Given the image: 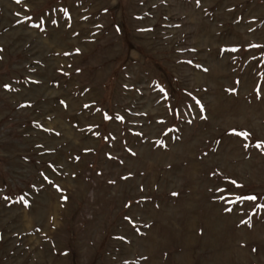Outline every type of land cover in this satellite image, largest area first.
Here are the masks:
<instances>
[{"label":"rangeland","instance_id":"1","mask_svg":"<svg viewBox=\"0 0 264 264\" xmlns=\"http://www.w3.org/2000/svg\"><path fill=\"white\" fill-rule=\"evenodd\" d=\"M261 142L264 0H0V264H264Z\"/></svg>","mask_w":264,"mask_h":264},{"label":"snow or ice","instance_id":"2","mask_svg":"<svg viewBox=\"0 0 264 264\" xmlns=\"http://www.w3.org/2000/svg\"><path fill=\"white\" fill-rule=\"evenodd\" d=\"M19 2H20V0H17V3H19ZM243 135L247 136L248 133H244ZM257 147H264V142L258 143V144H257ZM233 183H235V181H233ZM244 198H246V199H250V200H255V199H256L255 196L244 197ZM21 199H23V197H21ZM242 199H243V198H242ZM25 203H27V202H25Z\"/></svg>","mask_w":264,"mask_h":264}]
</instances>
